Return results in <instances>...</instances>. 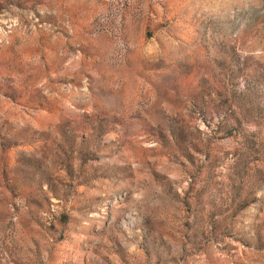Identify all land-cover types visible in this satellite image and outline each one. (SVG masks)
<instances>
[{"label": "rangeland", "instance_id": "1", "mask_svg": "<svg viewBox=\"0 0 264 264\" xmlns=\"http://www.w3.org/2000/svg\"><path fill=\"white\" fill-rule=\"evenodd\" d=\"M0 264H264V0H0Z\"/></svg>", "mask_w": 264, "mask_h": 264}]
</instances>
